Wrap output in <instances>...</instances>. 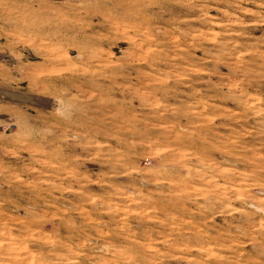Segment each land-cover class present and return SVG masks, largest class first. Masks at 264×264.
I'll use <instances>...</instances> for the list:
<instances>
[{
	"label": "rangeland",
	"instance_id": "374dc122",
	"mask_svg": "<svg viewBox=\"0 0 264 264\" xmlns=\"http://www.w3.org/2000/svg\"><path fill=\"white\" fill-rule=\"evenodd\" d=\"M0 264H264V0H0Z\"/></svg>",
	"mask_w": 264,
	"mask_h": 264
}]
</instances>
